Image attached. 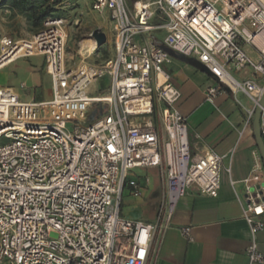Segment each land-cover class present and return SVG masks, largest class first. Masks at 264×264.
Instances as JSON below:
<instances>
[{
  "label": "built area",
  "instance_id": "1",
  "mask_svg": "<svg viewBox=\"0 0 264 264\" xmlns=\"http://www.w3.org/2000/svg\"><path fill=\"white\" fill-rule=\"evenodd\" d=\"M27 1L52 10L30 39L0 36V68L43 56L51 96L23 100L13 87H0V264H146L188 187L218 195L224 157L212 149L192 153L187 119L176 108L180 93L166 69L173 57L161 46L207 68V100L226 89L243 94L250 107L235 101L250 123L264 89V0H90L111 24L113 54L90 63L84 49L74 66L66 63V17L53 13L73 0ZM103 77L107 89L90 93ZM145 168L157 169L160 180L151 222L121 215L123 189L140 197L133 172ZM260 172L255 163L241 180L246 264L264 262ZM180 231L191 240L188 227Z\"/></svg>",
  "mask_w": 264,
  "mask_h": 264
},
{
  "label": "crops",
  "instance_id": "2",
  "mask_svg": "<svg viewBox=\"0 0 264 264\" xmlns=\"http://www.w3.org/2000/svg\"><path fill=\"white\" fill-rule=\"evenodd\" d=\"M158 21L160 18L157 16L152 19V22ZM152 35L160 40L163 32L154 31ZM166 69L180 93L176 108L187 119L192 153L212 149L224 157L218 195L204 196L195 187H188L178 201L168 226L152 243L146 264H246L249 235L242 218L240 202L244 186L241 180L251 174L255 163L260 166L264 178V167L251 122H246L245 113L235 101V98L239 101L238 95L245 96L241 93L232 95L226 89L214 99L207 100L206 89L213 84L210 75L175 58L166 65ZM50 96L49 80L45 93L38 100ZM243 105L251 106L250 102ZM155 170L159 178L158 170ZM135 177L142 191L148 190L149 178L144 174ZM147 193L149 212L139 220L151 222L160 198V180L158 186ZM261 219L264 221V214ZM184 227L190 229L191 240L181 234L180 229ZM258 249L264 256V228L258 234Z\"/></svg>",
  "mask_w": 264,
  "mask_h": 264
},
{
  "label": "rangeland",
  "instance_id": "3",
  "mask_svg": "<svg viewBox=\"0 0 264 264\" xmlns=\"http://www.w3.org/2000/svg\"><path fill=\"white\" fill-rule=\"evenodd\" d=\"M18 0H0V36L6 35L15 39H30L37 31L38 26H34L31 21V11L27 10L21 4H16ZM131 1V0H130ZM70 6L60 11L53 12L55 15L66 17V46L65 56L66 63L74 66L85 54V44L89 36H92L94 30H100L105 34V43L96 46L92 54L86 58L90 63H100L111 58L113 54L112 40L110 38L111 24L105 17L90 9V0L72 1ZM6 9L7 13L3 10ZM52 10V9H51ZM74 20H78L74 24ZM93 37V36H92ZM94 38V37H93ZM246 52L253 56L251 49L245 47ZM91 50H87L89 52ZM49 76L44 70V60L41 55H31L27 57H17L0 68V87L11 86L20 95L23 100L40 99V95L45 93L49 84ZM23 83L25 88L19 89ZM107 77L98 78L89 86V92L92 94L103 92L107 89ZM241 103L249 105V101L238 95ZM4 140H0L3 143ZM133 174L146 175L149 180L147 189L142 191L140 197L129 195L127 187L122 193L121 215L127 219H143L149 210L146 202L147 191L158 186L159 178L157 171L153 168L137 169ZM143 178V177H142ZM144 183H146L144 181Z\"/></svg>",
  "mask_w": 264,
  "mask_h": 264
},
{
  "label": "water",
  "instance_id": "4",
  "mask_svg": "<svg viewBox=\"0 0 264 264\" xmlns=\"http://www.w3.org/2000/svg\"><path fill=\"white\" fill-rule=\"evenodd\" d=\"M92 36L95 39L96 46H100L105 43V40H106L105 34L101 32L100 30H94L92 32ZM161 47L173 58L178 59L182 62H185L195 68H198L199 70L203 71L207 75H210L207 68L203 64L198 62L197 60L186 57L182 54H178L163 45ZM263 106H264V89L258 100L257 106L254 108V112L251 118L252 133H253L255 143L258 148L261 160H262V165L264 167V140L260 132V114H261V108ZM90 117H92V114L90 115Z\"/></svg>",
  "mask_w": 264,
  "mask_h": 264
},
{
  "label": "trees",
  "instance_id": "5",
  "mask_svg": "<svg viewBox=\"0 0 264 264\" xmlns=\"http://www.w3.org/2000/svg\"><path fill=\"white\" fill-rule=\"evenodd\" d=\"M15 2L16 4L23 5L24 8L28 6L26 9L31 11V21L34 26H38V29L41 27L43 19L48 16L51 11L50 7H42V5L39 3H34L27 0H18Z\"/></svg>",
  "mask_w": 264,
  "mask_h": 264
},
{
  "label": "bare ground",
  "instance_id": "6",
  "mask_svg": "<svg viewBox=\"0 0 264 264\" xmlns=\"http://www.w3.org/2000/svg\"><path fill=\"white\" fill-rule=\"evenodd\" d=\"M94 46H95V39L92 37V36H89L88 37V39H87V42H86V44H85V48H89V50L90 49H93L94 48ZM93 51V50H92ZM92 53V52H91ZM90 53V54H91ZM90 54H88V56L90 55Z\"/></svg>",
  "mask_w": 264,
  "mask_h": 264
}]
</instances>
